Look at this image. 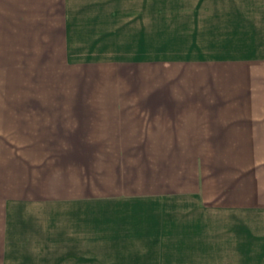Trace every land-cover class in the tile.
Instances as JSON below:
<instances>
[{"label":"crops","instance_id":"0c3cea01","mask_svg":"<svg viewBox=\"0 0 264 264\" xmlns=\"http://www.w3.org/2000/svg\"><path fill=\"white\" fill-rule=\"evenodd\" d=\"M0 264H264V0H0Z\"/></svg>","mask_w":264,"mask_h":264},{"label":"rangeland","instance_id":"374dc122","mask_svg":"<svg viewBox=\"0 0 264 264\" xmlns=\"http://www.w3.org/2000/svg\"><path fill=\"white\" fill-rule=\"evenodd\" d=\"M181 21H183V20H181Z\"/></svg>","mask_w":264,"mask_h":264}]
</instances>
